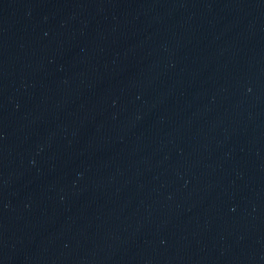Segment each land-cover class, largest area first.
Segmentation results:
<instances>
[{
	"label": "water",
	"instance_id": "95a60500",
	"mask_svg": "<svg viewBox=\"0 0 264 264\" xmlns=\"http://www.w3.org/2000/svg\"><path fill=\"white\" fill-rule=\"evenodd\" d=\"M0 264H264V0H0Z\"/></svg>",
	"mask_w": 264,
	"mask_h": 264
}]
</instances>
